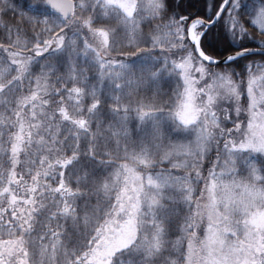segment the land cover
Listing matches in <instances>:
<instances>
[{
    "label": "snow or ice",
    "instance_id": "snow-or-ice-1",
    "mask_svg": "<svg viewBox=\"0 0 264 264\" xmlns=\"http://www.w3.org/2000/svg\"><path fill=\"white\" fill-rule=\"evenodd\" d=\"M0 264H264V0H0Z\"/></svg>",
    "mask_w": 264,
    "mask_h": 264
}]
</instances>
